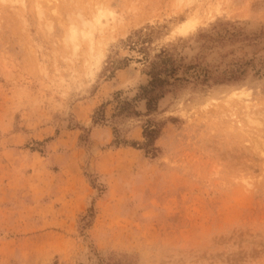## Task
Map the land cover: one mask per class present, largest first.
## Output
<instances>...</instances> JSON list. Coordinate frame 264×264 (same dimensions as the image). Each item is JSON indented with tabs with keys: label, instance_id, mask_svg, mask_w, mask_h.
Instances as JSON below:
<instances>
[{
	"label": "rangeland",
	"instance_id": "374dc122",
	"mask_svg": "<svg viewBox=\"0 0 264 264\" xmlns=\"http://www.w3.org/2000/svg\"><path fill=\"white\" fill-rule=\"evenodd\" d=\"M24 2L0 0V264H264V0H110L75 51L100 0Z\"/></svg>",
	"mask_w": 264,
	"mask_h": 264
},
{
	"label": "bare ground",
	"instance_id": "6f19581e",
	"mask_svg": "<svg viewBox=\"0 0 264 264\" xmlns=\"http://www.w3.org/2000/svg\"><path fill=\"white\" fill-rule=\"evenodd\" d=\"M1 1L2 2H8L9 1L10 4H13V3H17L18 2V3H20V4L23 5L25 3L24 0H1ZM68 5H70V4H68ZM11 7H13V6H11ZM66 9H68V7H66ZM75 9H76V7H75ZM75 9L73 10L75 12L74 15H76V14L79 15L82 12V11L77 10V11L80 12L78 14V12L76 13ZM90 10H91V13H90L91 16H87V14H85V15H79L78 16V19H77V17H73V18L71 17L73 22L71 21V24H70V26L68 28L70 29V31H69L70 32L69 33V38H70V41L72 42V46H73L74 51L77 50V49H79L78 48L79 41L81 40L79 38L81 36H87V37L90 36L92 42H91V40H89V39L88 40L93 44L95 42L94 39H93L94 38V36H93L94 35L93 34V30L98 29V30H100V32H104V33H105V31L108 32V30H111L110 27L113 28V26H112V24L110 22L111 21H114V20H118L117 19V16H116L117 14L113 11V9L111 7L110 0H100V5L97 4V5H95L94 8L91 7ZM70 11H71V14L74 13V12L72 13V10H70ZM83 12H85V11H83ZM68 14H70V13H68ZM68 19H70V18H68ZM76 22L81 23L82 26L79 27L78 24H76ZM105 25H107V26H105ZM111 33L112 32L110 31V34ZM102 34L103 33H101V35ZM92 36H93V38H92ZM84 38H86V37H84ZM96 42H97V40H96ZM90 52L92 53V51H90ZM100 54H101V52H100Z\"/></svg>",
	"mask_w": 264,
	"mask_h": 264
},
{
	"label": "trees",
	"instance_id": "16d2710c",
	"mask_svg": "<svg viewBox=\"0 0 264 264\" xmlns=\"http://www.w3.org/2000/svg\"><path fill=\"white\" fill-rule=\"evenodd\" d=\"M145 136H147V138L150 137V132H146Z\"/></svg>",
	"mask_w": 264,
	"mask_h": 264
}]
</instances>
